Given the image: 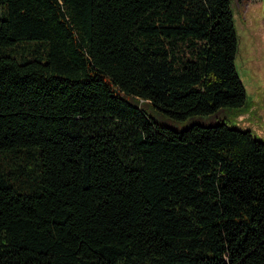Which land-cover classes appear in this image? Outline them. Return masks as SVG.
I'll list each match as a JSON object with an SVG mask.
<instances>
[{"label": "trees", "instance_id": "obj_1", "mask_svg": "<svg viewBox=\"0 0 264 264\" xmlns=\"http://www.w3.org/2000/svg\"><path fill=\"white\" fill-rule=\"evenodd\" d=\"M240 1V0H238ZM231 0H0V264H264V139Z\"/></svg>", "mask_w": 264, "mask_h": 264}, {"label": "rangeland", "instance_id": "obj_2", "mask_svg": "<svg viewBox=\"0 0 264 264\" xmlns=\"http://www.w3.org/2000/svg\"><path fill=\"white\" fill-rule=\"evenodd\" d=\"M234 24L238 35L235 66L246 91L249 112L237 118L226 107L210 115L189 116L185 120L169 117L146 103L147 114L159 124L183 130L194 123L214 125L227 121L242 128H251L264 139V0H231Z\"/></svg>", "mask_w": 264, "mask_h": 264}]
</instances>
